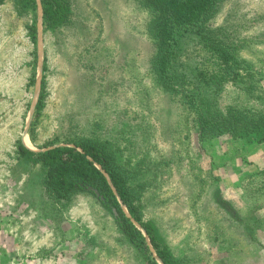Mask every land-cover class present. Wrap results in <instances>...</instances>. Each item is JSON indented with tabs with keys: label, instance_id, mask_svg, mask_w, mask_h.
<instances>
[{
	"label": "rangeland",
	"instance_id": "obj_1",
	"mask_svg": "<svg viewBox=\"0 0 264 264\" xmlns=\"http://www.w3.org/2000/svg\"><path fill=\"white\" fill-rule=\"evenodd\" d=\"M41 1L26 13L27 0L0 2V264H162L147 224L172 264H264V140L199 137L193 94L202 82L221 114H264V0H215L178 37L184 90L157 79L159 13L143 0H64L53 24ZM81 141L104 146L137 190L140 220L123 209L148 251L88 189L50 200L41 164L18 153Z\"/></svg>",
	"mask_w": 264,
	"mask_h": 264
},
{
	"label": "trees",
	"instance_id": "obj_2",
	"mask_svg": "<svg viewBox=\"0 0 264 264\" xmlns=\"http://www.w3.org/2000/svg\"><path fill=\"white\" fill-rule=\"evenodd\" d=\"M3 0H0V2ZM23 0H15L21 4ZM158 14L157 20L152 24L153 36L159 44L158 54L153 60V70L161 85L184 90L186 80L176 75L175 62L179 56L178 37L199 23L204 16L214 7L215 0H143ZM31 7H20L22 13L29 8L35 10L34 0H27ZM42 17L44 23L49 24L64 21L66 18V6L64 0H42ZM29 33L34 39L35 25L28 27ZM223 67L219 71L230 74L237 61L226 52L221 58ZM224 77V75H219ZM201 83H195L198 90ZM195 105L198 113V136L216 135L229 133L232 135L259 134L260 141L264 140V114L258 118L246 117L243 113L230 110L221 114L214 109L210 102V96L200 95L198 91ZM18 153L23 158H31L42 166L43 175L41 186L46 196L56 204H64L75 193L89 190L97 194L100 201L110 208L115 215L117 227L126 238L137 247H143L148 251L141 232L135 227L131 219L126 216L123 207L129 214L139 221L138 212L134 202L138 197L135 188L128 184V177L120 168L116 158L104 149V146L89 141L75 143L74 147H54L40 153H35L20 144ZM150 242L153 245L162 264H172L166 250L161 249L157 243L153 227L144 225ZM150 264H157L151 257Z\"/></svg>",
	"mask_w": 264,
	"mask_h": 264
},
{
	"label": "bare ground",
	"instance_id": "obj_3",
	"mask_svg": "<svg viewBox=\"0 0 264 264\" xmlns=\"http://www.w3.org/2000/svg\"><path fill=\"white\" fill-rule=\"evenodd\" d=\"M25 141H26V143H28L27 140H25ZM29 144H30V143H29Z\"/></svg>",
	"mask_w": 264,
	"mask_h": 264
}]
</instances>
